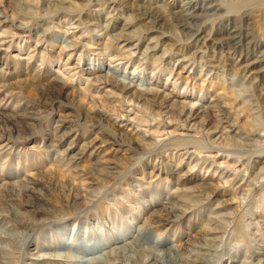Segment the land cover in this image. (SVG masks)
I'll return each mask as SVG.
<instances>
[{"label":"rangeland","instance_id":"374dc122","mask_svg":"<svg viewBox=\"0 0 264 264\" xmlns=\"http://www.w3.org/2000/svg\"><path fill=\"white\" fill-rule=\"evenodd\" d=\"M72 1L89 5L81 13L85 18L89 14L101 20L109 11V7L100 10L97 0L89 4L87 0ZM123 1L124 11L115 15L107 33L95 27L86 29L83 23L77 26L76 13H55L53 7L40 3L41 14L51 16L45 34V26L36 20L27 27L11 21L12 0H4L0 7V32H8L3 37L12 41L10 48L0 45V264H92L91 258L132 241L140 227L144 240L133 249L139 261L147 255L161 259L163 250L174 247L178 252L172 250L171 254L180 258L176 264H264V180L243 192L234 182H227L224 170L216 164L196 163L185 154L188 150L194 154L201 151L202 158L216 155V163L243 155V164L264 155V117L256 123L247 108L251 104L255 108L256 102L247 100L257 94L232 75L239 72V63L261 59L247 67L246 74L255 78L252 89L264 91V0H214L222 6L220 13L234 17L240 29L248 25L256 47L246 48L244 40L241 50L211 47L210 42L207 48L195 42L188 49L197 50L195 62L169 57L154 73L148 57L135 52L131 57L134 61L126 68L127 60L111 63L102 47L112 42L110 36L121 27L129 34L141 23L150 25L149 21L155 22V28L139 40L140 50L159 32L168 34L150 52L151 59L170 42H189L191 30L165 20L179 11L181 1ZM130 10H145L150 15L145 22L126 25L123 17ZM222 18L205 20L197 37L210 27L220 32L227 23ZM66 28L75 37L83 36L76 49L72 38L61 31ZM88 40L90 48L84 46ZM136 41L135 37H120L111 45L133 53L125 44ZM115 53L116 49L109 52ZM202 55L204 60L199 61ZM138 56L143 65L134 70ZM210 64L218 66L217 70L210 72ZM171 69L173 73L181 70L183 76L175 87L172 82L176 77H169ZM105 78L110 80L104 82ZM136 91L148 97L157 92L149 103H138L151 125L138 126L131 116L118 118L106 109L119 107L118 100L125 98L136 101ZM92 94L102 96L92 98ZM243 101L247 106L241 105ZM259 102L264 105V96ZM180 103L185 115H179ZM191 111L195 117L186 120ZM178 123L184 127L176 128ZM259 126L263 128L255 130L260 140L254 137L246 141L248 132ZM221 127L235 137L213 143ZM147 129L150 136L143 137ZM161 129L165 131L158 136L162 141L156 142L154 130ZM173 129L177 134L168 136L166 132ZM237 169L242 171L243 166ZM172 205L177 207L174 213L167 208ZM159 239L163 244H158ZM95 244L99 246L93 249ZM66 252L75 259L58 255ZM48 253H56L58 260L42 263L36 259V255ZM196 256L203 262H192Z\"/></svg>","mask_w":264,"mask_h":264},{"label":"bare ground","instance_id":"6f19581e","mask_svg":"<svg viewBox=\"0 0 264 264\" xmlns=\"http://www.w3.org/2000/svg\"><path fill=\"white\" fill-rule=\"evenodd\" d=\"M12 1L14 2V7H13V10H12V12L10 14L11 21L18 20L20 23L24 24L25 27H27V24H29L30 22L36 20L42 26H45V28H44V33L45 34L48 31V29H49V23H48L47 20L50 19L51 16H47L46 12L43 13V14H41V9H39V7H38L40 3L41 4L42 3H47L50 8L53 7V9L55 10V13H57L60 10H63L65 13H70V14L76 13L77 14L76 18L78 17L77 19L79 21V22H77V26H78V24L83 23V25L84 24L86 25V29H87V27H89V28L90 27H95V28H97L100 31H103L104 30L106 33H107V31L110 28L113 27L112 26L113 21H114V19H116L115 15H117V14H120L121 15L122 14V11H124L123 8H122V3L124 4V1L123 0H97V1L100 2V4H99L101 6L100 10H102V8L106 10V8L109 7V11L106 12L107 15L104 16L103 18H101V20H100L98 17L93 18L94 16L89 15V14L86 15V16H88V18L87 17L86 18L85 17H82L81 16L82 10H84L85 7H87L89 5H87V6H85V5L84 6L83 5H79V4L75 3V2H73L72 0L71 1L70 0H12ZM180 1H181V6H180L181 8L179 9V11H177L174 14H171V15H173L171 17L168 15L170 18L169 17L168 18L165 17V20H173L175 22V25L176 26H180L182 28H188L189 30H191V33L188 34V37H187L188 40L191 39L189 42L187 40L186 41H179V42L178 41H174L172 43L170 42V44L168 46L164 45L162 47L163 49L161 50L160 55H157L156 57H153L154 59H151L152 56H149L150 52L153 51V49H155V47L160 44V40H165V37H167L168 34L167 35H164L165 33L159 32V36H157V37L153 36V37L149 38V40L145 44L143 50L142 49L140 50V46H138L139 40L144 39L146 37L145 36L146 35V32H148L151 28H155L152 25V23H155V22L149 21L151 24L150 25L147 24L145 26V24L147 22H145L144 20L146 19L145 18L146 16H149L150 15L149 12H146L145 10L144 11L143 10L142 11H138L137 10L138 12H135V11H133L134 10L133 9L132 11L130 10V13L126 14L125 17H123V19L125 18L124 20H125L126 25H132L133 26V25L139 24L141 21H144L145 24L144 23H141V25H139V26L137 25L138 27H136V30L133 31V29H132V31H131L132 33L130 32L129 34H126L125 33L126 31H125V28L123 26V27H121L120 29L117 30L118 33L116 35H114L115 33H113L114 36H110L112 42L114 40L118 39V38L120 39V37H122V38L126 37L127 40H130V39L132 40V38H134V37L137 38L138 42L136 41L137 42L136 44H134V45L133 44L131 45L129 43L125 44V46H128L131 50L133 49L132 50L133 53H130L129 51H126V50L118 49L116 47H112V45H111L112 42L109 43V44H104V46L102 47L104 52H102V53L104 55H110V56H108V60L111 63H113V62H122V61L127 60V66H126V68H127L128 67V63L130 64V62L132 63L134 61V59L131 58L132 55L135 52H138L141 56L148 57V59H149L148 62H149V64L152 65V72L154 73V70H156V67L159 64H161L165 59H169V57L171 58L173 56H179L176 60H180V59L181 60H186L188 63H190L191 61H194L195 62L196 61L195 54H196L197 50L195 51V53L194 52H188L189 51L188 49L192 45H195L194 44L195 42L198 43V44H200L201 46H205V45H207L208 42H210V46L211 47L212 46L213 47L220 46V47L228 48V50L229 49H232V50L239 49V50H241V46L243 44V40L245 41L243 45L246 48H248V47H251V48L253 47L254 48V47L257 46V43L255 41V38L247 30V27L246 26H248V25H246L245 28H241L240 29L239 26L236 25V21H235L236 19L234 17H231L230 15H227L226 16V14L224 12H222V11H221L222 13H220V10L222 9V6L219 3H216L214 0H180ZM10 2L11 1H9V3ZM84 2H85V0H84ZM91 2H92V0H87L85 3L86 4H89ZM3 3H4V0H0V7L3 6ZM105 4H108V5H105ZM133 4L132 5L130 4L129 6H132L133 8H136L138 6L137 4H136L137 6L136 5H133ZM0 13H2V11H0ZM152 15L153 14H151V16ZM244 16H246V15H244ZM212 17H221V18L223 17L225 23L226 22L227 23L225 25H223V27H220V32L218 31V29L217 30L215 29L216 30L215 31L214 28L210 27L209 30L206 33H204L203 35L197 37L203 31V26L205 25L204 24L205 20H207L208 18H212ZM5 18H9V17L6 16ZM152 18L155 20V17L152 16ZM160 20L165 21L163 19V17ZM1 22L2 21L0 20V24H1ZM77 26H76V28H77ZM67 28H68V26H67ZM67 28L64 29V30H61V31H62V33L64 35H67L70 38H72V40H73L72 41L73 42L72 45L76 49L78 43L81 42V37H83V36H77V37H75V33L74 32H69V29H67ZM69 28H71V27H69ZM4 33L6 35L8 32H6V31H1L0 32V45L5 46V45L8 44L5 47L6 48H10L11 47V44H12V41H8V42L5 41V39H4L5 37H3ZM170 39H171V37H170ZM191 41L193 42V44L187 45ZM150 43H152V44L154 43V44L151 45ZM203 44H205V45H203ZM84 46L87 47V48H90L91 47V41L88 40L85 43ZM210 46L207 45V48H209ZM113 49H116L117 54L116 53H115V55L109 54V52L112 51ZM60 52H62V48L60 49L59 53ZM27 56H28V58H31L32 57L31 52H29L27 54ZM165 56H167V57L165 58ZM42 58H43V56H42ZM79 58L80 57H78L77 59L79 60ZM202 59L204 60L203 55L200 56L199 61H202ZM137 60H136L137 63L135 65V67H134V70L136 68H138V67H140V66L143 65L141 63V58H139V56H138V59ZM241 60H246V58H242ZM260 60L261 59L255 58V59L250 60V61H247L245 63L244 62L243 63H239V64L237 63L238 64V68H239V72L236 71L237 73H233L232 74L233 76L237 77V79L239 81H241V82H239L240 85H243L246 82L247 83L246 88L249 89V90L251 89L253 92H256V94H257L256 95L257 100H255L256 98L253 99L255 101H253L251 98L249 100H247V101H249L251 103L256 102L255 103V108L252 107V104H251L250 107H247L248 110L251 111V113H253L255 115V116H252L253 117L252 119H255L256 123H257V121H260L261 117H264L263 116L264 115V105H261L260 102H259V99L260 98H263V96H264V91L261 88H259L258 91H255L254 89H252V87L254 88V81H255L254 79L255 78L253 79L252 76H250V74L249 75L246 74V70H247V67L249 68L250 65H252L254 63H257ZM66 64L67 63H65V62L63 63V66L65 67L63 69H66L67 68L66 67ZM119 64L120 63H115V65H119ZM191 64H193V63H191ZM211 67L212 68L209 69L210 72H212L213 69L215 70V68H216V70H217V68H218V66H212V65H211ZM159 70H160V68H159ZM66 72H68V71L66 70ZM224 73L225 72L223 71V74ZM253 73H255V72H253ZM172 74H173V76H172ZM73 75H75V74H72L71 76H73ZM71 76H68L67 77V81L70 80L69 77H71ZM170 76H172V78L174 76L176 77V78H174V80L172 82V84H173L174 87L176 86L177 83H179V80L180 79H183L181 70L180 71L178 70L177 73H173V69H171L170 70L169 77ZM106 78L103 79L104 82H107V81L110 80V79H106ZM97 80H101L100 77ZM86 85H87V83H86ZM116 86L119 87V85H116ZM121 88L124 89V86H122ZM257 88L258 87H256V89ZM179 95H185V93L184 94L181 93ZM90 96L92 98L93 97H100L101 98L102 95H94V94H92ZM133 96L136 98V101L134 99L128 100L125 97H124L125 98V101H119L118 100L119 107L118 106H114V105L113 106H106V104L103 101L102 102L106 106V109L108 111L114 113L116 115V117H118V118L119 117L120 118H123V117H126V116H129L130 117L131 116L130 119L135 124H137L138 126H140L143 123H145L147 125H151L150 124L151 121H149L147 119V117H149L147 115V112L142 108V106H139L138 103L141 100H143V103H145V104L146 103H149L150 100L152 101V100H154L157 97V92L156 91H153L152 94H151V96L148 97V96H144V93L143 92L141 93V91L140 92L139 91L138 92L136 91V93H134ZM151 98H154V99H151ZM100 100H102V99H100ZM164 101L162 99V102L163 103H164ZM247 101H243L244 103L243 104L241 103V105L244 106V107L247 106V103H245ZM123 104L128 105V107L127 106L124 107ZM178 107L180 108L179 115H182V114L185 115V113H183L184 112V105L180 103L178 105ZM126 108H128L127 111H126ZM124 112H127V113H124ZM220 113H221V111H220ZM227 114H228V112H227ZM185 117H186V120H189L192 117H195L194 116V112L191 111V112L187 113V115ZM155 124H157V123H155ZM158 125H159V123H158ZM181 125H182V127H184L183 124L178 123L176 125L177 126L176 128L181 127ZM159 127L162 128L163 127V124H160ZM217 128L218 127H216L214 130H216ZM257 128L258 129L259 128H263V126L256 127L254 129H252L251 132H248V136H245V138H246L245 140L246 141L251 140L254 137L256 139H259L258 136L256 135ZM174 129H173L172 132H166L168 134V136L171 137V135L177 134V131L174 130ZM154 131H155V134H157V138H155V137H152V138L156 142L162 141L161 139H159L158 136H161L162 134L165 133L164 129L154 130ZM215 133H216V131H215ZM142 134H143V137L146 136V135L150 136L148 129L145 130V132H143ZM180 134H184V132L183 133H180ZM216 135L217 136L214 137L213 140H211L213 143H216L217 140H219V142H220V140H223L224 142H227V140H230V137H231V139H234V137H235L234 136L232 138L233 135L232 136L229 135V133L224 128H222V127L220 129H218V132L216 133ZM217 145H218V143H217ZM240 146L242 147V145H240ZM200 153H201V151H197L195 154L188 152V150H186V152H185V154L186 155L189 154L188 156H191L195 160L196 163H198V162L200 164H204V163L207 164V163H209L210 166L213 165V164H216L217 165V169L219 168V170L221 169V171L224 170L223 173L226 175L225 178L228 179L227 182L232 181V182H234V185L237 184V190L239 189V190H242L243 192H248L251 189V187L254 186V184L261 183L262 180H264V155L263 156H259L258 155L256 157L257 158L256 161H254L252 163L249 161L248 163H244L243 164V159H244L243 158V155H238L235 158L232 157V160L231 159L229 160L226 157V159L224 161H221V162H218L217 161V163H216V159H217L216 155H211V156L208 155L207 156V154H206V156L202 158V156L199 155ZM214 154H216V153H214ZM69 160L70 159H68V162H70ZM258 164H261V166L259 165L258 168H257L256 165H258ZM209 165H208V167H209ZM239 165H242L243 166V170L242 171H239V169H237V167ZM229 178L232 179V180H230ZM232 182H230V183H232ZM261 185L262 184H260V186ZM76 201H77V199H76ZM167 208L169 209V211H172L173 212V211L176 210L177 207H175V206L172 205V206H168ZM164 209H165L164 211H166L165 206H164ZM151 212H152V210H151ZM157 212H159V211H157ZM149 216H151V214ZM156 216H159V215H155V217ZM160 218L161 217H159L158 219H160ZM142 228L143 227H140V229L137 231V233H139V235L138 236H135L132 241H130L128 243H123V244H120V245L113 246L112 248L106 250L104 254L91 258V261L89 260L90 263H92V264H115V263H117V264H176V262L178 260H180V258L177 257L174 253L171 254V251L172 250H176V249L174 247L173 248L172 247H167L165 250H163L162 255L160 257L161 259H158L157 260L156 258H153V257L148 258L147 257L148 255H147L146 257H142V259L140 257L141 261H139L138 260L139 258L138 259L136 258L137 255H135V251H133V249H134V247L137 248L138 245H142L141 244V241H140V240H144V238H140V234L144 233L142 231ZM116 239H118V237ZM159 240L160 241H159L158 244H160V245L163 244V242L161 241V239H159ZM68 244H71L72 245L73 242L72 243H66V245H68ZM64 245H65V243H64ZM55 246H57V245H55ZM97 246H99V245H96L95 244V246H91V247H93V249H94ZM196 247L200 248V246H196ZM137 251H138V249H137ZM176 251L178 252V249ZM148 252H149V250H148ZM159 253H161V252H159ZM142 254H143V252H142ZM55 255H57V254L56 253L40 254L38 256L36 255V259H38V261H41L42 263H43V261H46V263H48V260L49 259H56V260H58V257L59 256L57 257ZM58 255H61V256H63L66 259L67 258H70L71 260H74L75 259V257L73 256V254L71 252H66L64 255L63 254H58ZM157 256H159V255H157ZM90 257H92V256H90ZM3 258H5V256ZM195 258L196 259H192L191 261L192 262H197V263H200V261L203 262V260L202 259L200 260V258L198 256H196ZM0 259H1V256H0ZM153 259H155V260H153ZM83 261H85V259ZM86 264H89V262L87 261Z\"/></svg>","mask_w":264,"mask_h":264}]
</instances>
